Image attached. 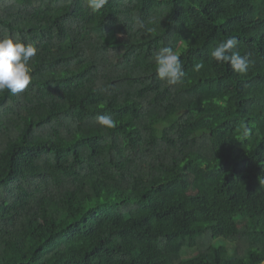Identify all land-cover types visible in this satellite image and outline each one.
Wrapping results in <instances>:
<instances>
[{
	"label": "trees",
	"instance_id": "1",
	"mask_svg": "<svg viewBox=\"0 0 264 264\" xmlns=\"http://www.w3.org/2000/svg\"><path fill=\"white\" fill-rule=\"evenodd\" d=\"M9 35L37 55L0 92V264L264 263V0H0Z\"/></svg>",
	"mask_w": 264,
	"mask_h": 264
},
{
	"label": "clouds",
	"instance_id": "2",
	"mask_svg": "<svg viewBox=\"0 0 264 264\" xmlns=\"http://www.w3.org/2000/svg\"><path fill=\"white\" fill-rule=\"evenodd\" d=\"M106 2L107 0H90V7L93 11H98ZM237 44L236 37H229L211 50V57L219 63H227L238 74H246L249 70V56L233 51ZM36 55L37 48L33 44H25L19 36L0 38V92L7 90L16 95L28 88L32 80L28 65L30 58ZM155 64L158 77L169 85L179 83L185 76L180 55L168 46L159 48L155 55ZM201 67L202 64L196 65L197 70ZM96 121L98 125L109 129L116 127V121L111 115H98ZM243 131L246 135L249 129L245 126Z\"/></svg>",
	"mask_w": 264,
	"mask_h": 264
},
{
	"label": "rangeland",
	"instance_id": "3",
	"mask_svg": "<svg viewBox=\"0 0 264 264\" xmlns=\"http://www.w3.org/2000/svg\"><path fill=\"white\" fill-rule=\"evenodd\" d=\"M216 244H217V245H220V244H221V242H216ZM263 264H264V263H263Z\"/></svg>",
	"mask_w": 264,
	"mask_h": 264
}]
</instances>
